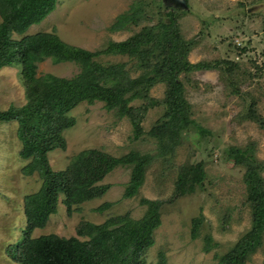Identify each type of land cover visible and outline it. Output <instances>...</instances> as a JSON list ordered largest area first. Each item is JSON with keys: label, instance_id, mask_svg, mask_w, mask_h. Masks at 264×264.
Returning a JSON list of instances; mask_svg holds the SVG:
<instances>
[{"label": "rangeland", "instance_id": "rangeland-1", "mask_svg": "<svg viewBox=\"0 0 264 264\" xmlns=\"http://www.w3.org/2000/svg\"><path fill=\"white\" fill-rule=\"evenodd\" d=\"M22 1L0 0V28H18L0 41V113L26 114L0 121V264H22L9 250L28 225L26 198L35 199L49 182L45 194L61 188L57 200L45 205L47 219L36 216L32 238L92 244L108 264H225L253 230L247 167L231 154L250 149L264 163V0H187L186 6L174 0H55L41 19L37 15L46 9L35 3L33 14L21 9ZM135 11L142 16L138 25L130 20L113 29ZM167 11L175 13L182 38L191 44L187 62L219 63L177 76L193 121L187 129L166 141L153 134L166 112L165 83L147 91L160 102L147 112L141 108L148 99L129 101L134 117L110 109L97 86L77 99L55 94L56 83L79 80L83 64L71 55H50L49 48L64 43L91 52L97 69L123 65L138 78L143 70L137 60L113 44L166 20ZM26 43L39 56L30 82L23 74ZM7 49L17 56L11 63ZM49 75L54 87L43 82ZM134 121L141 124L139 138ZM28 141L42 148L33 150ZM90 151L99 155V162H88L94 176L79 160ZM260 177L264 181V169ZM34 201L30 213L41 199ZM154 215L160 223L147 245L148 236L137 235L141 228L136 234L132 229ZM195 219L201 224L194 238ZM260 241L246 264H264V232Z\"/></svg>", "mask_w": 264, "mask_h": 264}, {"label": "trees", "instance_id": "trees-1", "mask_svg": "<svg viewBox=\"0 0 264 264\" xmlns=\"http://www.w3.org/2000/svg\"><path fill=\"white\" fill-rule=\"evenodd\" d=\"M35 3L38 10L39 7H43L41 10L46 9L41 15L35 13L39 19L43 18L45 14L55 7V0H23L21 2V9H29L32 12ZM32 13L34 14V11ZM165 16L166 20L161 19L158 24L144 28L140 34L132 37L127 42L113 44V47L116 46V49L120 53L127 54L137 60V67L143 70V74L138 78L132 79L129 71H126L123 65H111L107 68L97 69L96 63L91 60L93 56L91 52L77 48L73 49L64 43H57L49 48L48 54L50 53V55L52 54L55 57L62 56V59H67L71 55L72 59L75 58L83 64L82 74L79 76V80H75L74 82L66 80L61 83H56L60 86L55 91V94L63 96L69 95L77 99V94H82L83 91L86 92L87 88L92 91V88L95 89V86H97L101 99L107 102L110 109L116 107L122 113H127L134 117V109L128 106L129 101L136 98L148 99L147 104L141 108L143 112H147L150 107H155L160 103L158 100L149 99L147 91L158 83H165L168 86L167 99L164 102L166 112L163 120L153 131V134L160 141L173 139L175 135H178L183 129H187L189 124L193 123L189 115V104L184 97L183 84L177 80L178 74L183 71L188 72L192 69L215 68L219 66V63L211 65L205 62L190 65L186 58L191 44L182 38L175 13L167 11L165 12ZM141 18L142 16L137 12L132 16L120 18L113 29L116 31L124 29L127 21L130 20L138 25ZM25 21L32 22L36 20L28 18ZM15 26V23L4 24L0 28V41L4 38L6 39L12 30L18 29ZM10 48L12 49V46ZM23 48L27 49L24 54L25 63L23 74L30 82L35 79V61L39 59L38 51H36L32 43H26ZM7 51L8 56L12 57L10 60L11 63L13 57L16 58L17 56L10 49H7ZM56 59L58 61L61 60L60 58ZM47 80L52 83L56 79L49 75L43 82ZM50 87H54V83L50 84ZM127 93L129 95L126 97ZM18 115L22 118L26 116V114L23 116V112L19 114L14 113V115L4 112L0 113V121H11L18 117ZM134 126L136 130L135 137L139 138L142 133L141 124L140 122L134 121ZM31 143L32 145L29 141L27 142L28 146L33 150L38 151L42 148L39 142L38 144ZM250 151V149L235 150L231 156L234 157L235 162L244 164L247 167L245 182L248 187V200L253 204V230L248 238L245 237L241 243H238L234 250L226 257L225 264H246L247 259L255 252L256 246L260 245L261 236L264 232V181L260 177V172L264 169V163H258ZM88 154L91 155L87 156ZM92 154L90 151L82 155L79 160L85 164L90 174L94 176V170L90 168L91 163L88 162L98 161L97 157L99 155L93 157ZM139 174L140 169H137L135 172L136 178H134L132 185L133 189L138 185ZM204 176L203 171L195 175L198 181L202 180ZM49 184L50 182L47 184L45 191L49 190ZM60 188H53L52 186L51 190L46 194L45 191H41L35 197L36 200L39 197L41 201L37 203L34 213H30L28 207L29 204L32 206L36 203L34 201L35 199L30 196L26 198L28 225L23 232V239L15 245L14 249L11 247L9 253H11L16 261L22 264H108L105 262V256L102 253L99 254L97 252L98 250L92 247V244L84 245L81 241L73 239L71 241H64L65 246H61L64 242L61 243V239H58V237L32 238L31 235L35 227L34 220L36 216L39 215L42 219H47L49 213L45 210V205L50 207L52 202L55 199L57 200V193H59ZM130 193L131 191L127 195H130ZM159 223V216L154 215L153 218L149 217L132 230L136 234V229L140 227L141 231L139 232L138 230V237L147 235V245H152L154 240L151 234ZM200 224V219L194 220L192 232L194 238L198 236ZM100 240L103 242L105 238L101 236ZM209 241H211L210 238Z\"/></svg>", "mask_w": 264, "mask_h": 264}, {"label": "water", "instance_id": "water-1", "mask_svg": "<svg viewBox=\"0 0 264 264\" xmlns=\"http://www.w3.org/2000/svg\"><path fill=\"white\" fill-rule=\"evenodd\" d=\"M178 5H181V6H186V1L187 0H174Z\"/></svg>", "mask_w": 264, "mask_h": 264}]
</instances>
